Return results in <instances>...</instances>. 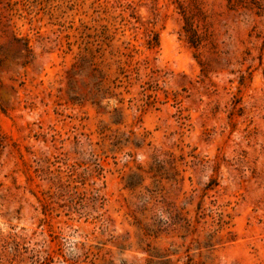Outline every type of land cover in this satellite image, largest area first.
Listing matches in <instances>:
<instances>
[{"label":"rangeland","instance_id":"374dc122","mask_svg":"<svg viewBox=\"0 0 264 264\" xmlns=\"http://www.w3.org/2000/svg\"><path fill=\"white\" fill-rule=\"evenodd\" d=\"M0 264H264V0H0Z\"/></svg>","mask_w":264,"mask_h":264},{"label":"trees","instance_id":"16d2710c","mask_svg":"<svg viewBox=\"0 0 264 264\" xmlns=\"http://www.w3.org/2000/svg\"><path fill=\"white\" fill-rule=\"evenodd\" d=\"M26 48H28V47H26ZM93 200H94V202H96V204H100L99 201L101 200V198H100V196L98 195V193H96V194L93 196ZM71 202H73V200H71ZM77 204H79L78 206H82L81 203H76V204H75L76 207H73V209H75V210H79V209H77ZM100 208H101V207H100Z\"/></svg>","mask_w":264,"mask_h":264}]
</instances>
